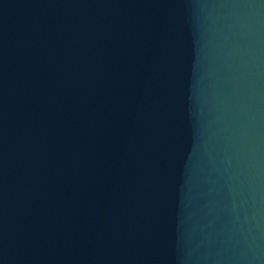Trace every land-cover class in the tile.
<instances>
[{"label": "water", "instance_id": "95a60500", "mask_svg": "<svg viewBox=\"0 0 264 264\" xmlns=\"http://www.w3.org/2000/svg\"><path fill=\"white\" fill-rule=\"evenodd\" d=\"M0 264H264V0H0Z\"/></svg>", "mask_w": 264, "mask_h": 264}]
</instances>
